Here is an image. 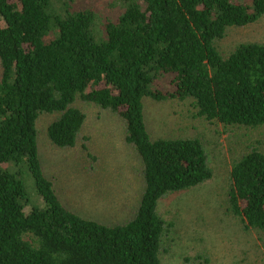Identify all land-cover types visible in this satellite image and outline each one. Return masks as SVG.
Segmentation results:
<instances>
[{"label": "trees", "instance_id": "trees-1", "mask_svg": "<svg viewBox=\"0 0 264 264\" xmlns=\"http://www.w3.org/2000/svg\"><path fill=\"white\" fill-rule=\"evenodd\" d=\"M263 17L264 0H0V264H162L175 225L160 202L214 171L200 139H153L145 102L192 100L209 121L264 127V45L217 47L228 29ZM84 106L120 118L140 159L143 194L125 223L68 209L45 174L41 116L55 117L50 144L73 150L85 138ZM228 205L264 233L259 148L234 163Z\"/></svg>", "mask_w": 264, "mask_h": 264}, {"label": "rangeland", "instance_id": "rangeland-1", "mask_svg": "<svg viewBox=\"0 0 264 264\" xmlns=\"http://www.w3.org/2000/svg\"><path fill=\"white\" fill-rule=\"evenodd\" d=\"M246 43L264 45V17L256 24L228 29L217 47L227 55ZM82 108L88 117L85 138L73 150L50 144L47 128L55 117L41 116L39 145L45 174L68 209L111 226L125 223L135 216L143 194L140 159L124 142L120 118L94 106ZM145 116L153 139H200L214 171L211 181L160 202V213L175 225L165 242L162 264H264V233L247 229L228 205L232 167L252 148L264 153V127L209 121L198 116L192 100H147ZM34 194L32 202L43 205Z\"/></svg>", "mask_w": 264, "mask_h": 264}]
</instances>
